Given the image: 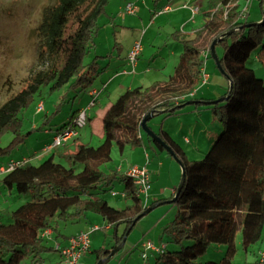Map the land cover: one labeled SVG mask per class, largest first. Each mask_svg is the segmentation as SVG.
<instances>
[{"label": "trees", "instance_id": "16d2710c", "mask_svg": "<svg viewBox=\"0 0 264 264\" xmlns=\"http://www.w3.org/2000/svg\"><path fill=\"white\" fill-rule=\"evenodd\" d=\"M110 1L48 0L42 7L41 19L34 28L36 68L21 90L0 102V136L13 132L11 145L24 135L20 112L31 104L41 88L47 87L52 93L65 85L77 90L90 87L94 78L91 71L95 67L93 63L85 64L84 59L95 47L99 19L107 14ZM230 1H208L209 6L217 10L205 13L206 23L194 38L181 41L179 60L167 80L148 87L127 88L109 104L101 116V142L97 146L80 142L72 152L59 154L61 160H56L52 154L39 163L26 161L4 174L1 179L4 187L30 196L10 212L8 221L2 219L0 209V264L23 261L42 264L41 254L53 249L44 243L48 238L42 236V232L51 229L54 237L55 232L59 233V221H78L89 212L100 215L105 224L113 228L114 245L95 249L93 264L106 257L134 227V219L147 207L161 201L145 205L126 172L102 170V165L111 160L114 144L120 152L128 144H143L141 121L144 116L165 109L171 110L163 112L173 114L177 105L188 100H198V104L212 112L224 126L226 134L222 141L225 143L221 152L213 157L190 160L162 129L154 131L171 146L185 172L181 191L170 202L177 207L176 213L161 228L160 241L164 246L155 252L154 264H196V259L210 244L208 235L217 236L225 252L219 262L203 264H233L237 233L241 234V247L245 252L262 240L264 81L257 78L255 69L247 65V59L258 48L264 51V0H260L261 18L257 22L248 21L246 13L237 6L224 16L225 5ZM215 40V50L220 47L223 51L217 58L221 72L227 77V87L221 97L229 92L231 95L216 103H207L213 100L193 94L201 82L202 67L205 58L211 56V44ZM257 56L261 62L260 53ZM248 95L252 101L246 100ZM77 113L71 114L57 131L73 125ZM88 121L87 116L86 124ZM147 138L160 151H166L148 135ZM11 145L0 147V154L9 153ZM116 182L122 185L121 192L129 199L124 207L110 205L102 195L113 190ZM120 225L124 226L123 232L117 234ZM217 225H221L218 235L213 230ZM169 244L177 248L171 250ZM54 249L59 252L62 264L60 250Z\"/></svg>", "mask_w": 264, "mask_h": 264}, {"label": "rangeland", "instance_id": "374dc122", "mask_svg": "<svg viewBox=\"0 0 264 264\" xmlns=\"http://www.w3.org/2000/svg\"><path fill=\"white\" fill-rule=\"evenodd\" d=\"M47 1L0 0V102L5 100L11 93L13 94L21 90L36 68V38L34 28L41 19V9ZM118 2L120 4L121 0H118ZM131 2L137 3L139 7L138 13L135 15H123L121 10H119L118 15L120 17L117 18L116 22L118 24L115 23V26L107 22L109 27L107 30L106 27L104 29V19L108 20L106 14L99 19V28L97 30V34L99 33V35L97 37L96 34L95 38L96 46L91 49L84 59L85 64L93 63L95 67L91 71L94 78L90 87L77 90L65 85L52 93L48 92L47 87L41 88V92L34 97L31 104L20 112V117L22 118L21 133L24 134L21 140L11 145L15 137L13 132L8 131L0 136V147L11 145L9 153L0 154V165L5 166L11 160H24L31 163L41 162L49 154H46L47 150L45 148L52 144L54 138H52L51 134L45 133L44 129L51 128V133H53L56 128L62 127L69 120L71 114L79 112V108L82 107L86 109V114L91 119L84 128L79 130L81 135L78 140L82 143L97 146L101 142V135L97 133L101 129V111L109 101V92L113 94L114 88L117 85L123 81L128 82L126 77H128L127 79L133 78L132 87L136 86L140 83L139 74L142 72L145 74L147 70L150 71L147 76L153 80L162 79L164 78V74L167 75L168 72L174 71V66L179 60L182 32L186 28V31L189 29V26L184 29V24L181 22L188 14H185L186 10H183L184 8L181 10L180 8H176V13H170L167 10L163 11V6L168 4L171 9L170 11H173L175 8L173 9L172 6L176 7L187 3L189 6L187 5L186 7H189L193 14L189 17L191 24L194 23L193 21L199 22L203 17L202 13L204 11L215 12L217 10V7L209 6L205 2L201 4L204 10L200 13H198V10L193 12V7L197 6L199 8L197 4H194L193 0H131ZM246 5L247 7H245ZM234 6H237L243 13H246L248 21L257 22L261 18L260 0H231L228 5H225L224 13ZM242 7L245 8V11ZM107 13L109 16L114 17L113 13L115 12L111 13L110 4L107 6ZM123 16L130 19L134 16L136 18L134 21L122 23ZM119 19L120 21H118ZM143 30H145V33ZM136 39L140 40L142 50L137 57L140 66L136 68L135 72L126 74V76H120L100 97V93L95 94V96H92L91 93L89 94V90L93 86L97 87V90H101L99 89L101 80H106L114 71H121L122 69L130 70V66H126L128 63L127 56ZM109 51L112 53L107 54L106 52ZM171 52H175L176 56H173ZM222 52L220 47H217L215 50L216 55L218 54L219 56L222 55ZM259 53L261 62L257 60ZM102 55L104 57H101ZM247 65L254 68L257 78L264 81V51L260 50V48L253 51L247 59ZM203 73L207 74L208 77L196 87L195 91H198L196 97L211 98V100L219 99L221 94L226 90L227 77L221 72L216 60L212 56L205 58ZM124 86L127 87V83ZM245 98L246 100L251 99L250 95ZM110 100L114 101V98H110ZM41 101H43L42 104H44L47 111L46 114H48L46 122H43L45 111L41 113L35 112L37 104ZM147 124L155 132L162 129L172 141L183 149L190 160H203L206 157H213L218 152H221L222 144L225 143L222 141L223 135L226 134L224 126L202 104L186 105L176 109L170 115L166 112H159L151 117L147 121ZM92 130L95 131L93 134L91 133ZM60 131H57V133ZM142 135L143 144L141 146H131L128 144L120 152L114 144L111 150V160L103 164L101 169L110 171L122 167V171L125 172L127 165L131 163L142 164V166L146 167L147 158L145 157V153L150 152V164L152 166L156 167L161 162V167L159 165L161 172L153 175L152 184L155 187L166 185V183L173 179L174 168L176 171L179 169V174H181L180 163L166 151H160L154 143L148 140L147 133L143 130ZM65 148L59 145L55 146L53 150L57 154H60ZM55 159L59 160L58 157ZM112 191L117 192V194L112 196ZM121 191L122 185L116 182L113 190L102 193V195L110 205L124 207L129 203V199ZM29 196V194H19L15 191L11 193L9 189L3 186L0 180V209L2 210V219L8 221L10 212L23 201L27 200ZM165 205L168 208L171 207L168 218H173L177 207L174 203H167ZM102 219L100 215L89 212L78 221H59V233L55 232L56 237L54 236L44 241L46 245L53 247V249L41 254L42 264H61L60 255L54 249L55 246L57 244L63 246L65 240H68V244L70 238L76 235L80 228L85 227L88 228L87 231H90L94 223L100 225H98L99 229L91 233V250L102 246H109V241H111L110 236L103 229L104 221ZM153 222L149 214L141 217L128 233L121 248L105 264H154L153 256L148 260L142 259L139 249L136 247L139 238L149 241L153 237ZM119 227L118 234H121L124 226L120 225ZM219 228H221V225H217L213 229L216 235H218L217 231ZM208 238L210 239V244L206 252L196 259V264H203L207 261L219 262L224 255L225 246L217 240V236L213 238V236L208 235ZM235 244L237 252L233 264H256L261 257V252H264V232L262 240L251 246L248 252H245L241 247L240 233L236 235ZM168 248L174 250L177 247L169 244ZM95 257V253L83 254L80 262L93 264ZM28 263V261H23L21 264Z\"/></svg>", "mask_w": 264, "mask_h": 264}, {"label": "crops", "instance_id": "0c3cea01", "mask_svg": "<svg viewBox=\"0 0 264 264\" xmlns=\"http://www.w3.org/2000/svg\"><path fill=\"white\" fill-rule=\"evenodd\" d=\"M129 1H131V0H121V3L119 4V2H118V0H111L110 1V9H111V13H113V11L115 12V13H113L114 14V17H111V16H109V14L107 13L106 14V16H107V18H108V20L107 19H104V29H105V27H106V30L108 29V27H109V24L110 25H112V26H115L114 24L116 23V24H118V22H116V20H117V18H119L120 16L118 15V11L119 10H121L122 9V7L124 6V4L126 3V2H129ZM145 1V0H144ZM194 1V4H197L198 6H199V8H198V13H200L202 10H204V8L202 7V5L201 4H203V3H208V1L209 0H203V2H201V0H193ZM243 2H246V1H243ZM137 4V3H136ZM143 4H145L144 2H143ZM173 5V4H172ZM188 4L186 3V4H181L180 6H176V7H174V6H172L173 7V9L175 8H180V10L182 9V8H184L183 10H186L185 11V14H188V15H186L184 18H183V21L181 22L182 24H184V29H185V27H187V26H189V29H188V31H186L187 30V28L182 32L183 33V35H182V39H181V41L182 40H184V39H192V38H194L195 37V35L198 33V31L203 27V25L206 23V12L207 11H204L202 14H203V17H202V19L199 21V22H195V21H193L194 23L193 24H191V22H189V17L191 16V15H193L192 14V12H191V10H190V8L189 7H186ZM209 5V4H208ZM189 6V5H188ZM164 7H167V12H170V13H176L177 12V9L175 10H173V11H170L171 9H170V6L168 5V4H165L164 6H163V8ZM162 8V9H163ZM243 9H244V7H242ZM138 11H139V7H138ZM138 12H136V14H137ZM198 13H196V14H198ZM162 14H164V13H162ZM184 14V15H185ZM128 15H135V14H128ZM113 18H114V20H113ZM134 18V19H133ZM133 18H127V17H122V23L124 22V23H126L127 21H134L135 20V16L133 17ZM192 19V18H191ZM248 19V18H247ZM118 21H120V19L118 20ZM107 22L109 23V24H107ZM144 31V33H145V30H143ZM98 35H99V33L97 34V37H98ZM95 41H96V39H95ZM135 41V40H134ZM181 41H180V43H181ZM95 46H96V44H95ZM95 48V47H94ZM181 50H179V52H180V54H181V51H182V47L180 48ZM107 54H109V53H112L111 51H109V52H106ZM172 54H173V56H176V53L175 52H171ZM180 54H179V57H180ZM100 56V55H99ZM107 56V55H106ZM101 57H104L103 55L101 56ZM126 66H129V64L127 63L126 64ZM138 66H140L139 65V61L137 60V63H136V65H135V67L134 68H131L130 67V70L129 69H122L121 71H118V70H116V71H114V73L112 74V75H109L108 76V78L106 79V80H101V86L99 87V89H101V90H97V87H95V86H93V87H91L90 88V90H89V94L91 93V90L93 91V90H96V91H98V93H100V95H99V97L102 95V93H104V91L105 90H107L117 79H119V77L120 76H126V74H130V73H133V72H135V70H136V68H138ZM175 67V66H174ZM147 69H149V68H147ZM146 69V70H147ZM128 72V73H127ZM150 71H146L145 72V74L142 72V73H138L139 74V76H140V83L139 84H137L136 86H134V87H137V86H141V87H148V86H150L151 84H153L154 82H161V81H165V80H167L168 78H169V76L170 75H172L173 74V72H168V74L166 75V74H164L163 75V77L164 78H159V79H156V80H153V79H150L148 76H147V74L149 73ZM128 77H126V80H128V82L127 81H123L121 84H119V85H117V87H115L114 88V92H113V94L111 93V92H109L108 93V99H109V101L104 105V108H103V110L101 111V116H102V114H103V112L105 111V109L109 106V104L111 103V102H113L112 100H110V98H114V100L123 92V91H125L127 88H132V83L134 82V79L133 78H130V79H127ZM161 79V80H160ZM127 83V87L126 86H124L125 84ZM120 86H121V88H120ZM124 89V90H123ZM197 92L198 91H194V94H193V96L195 97L196 95H197ZM111 94H112V96H111ZM222 95V94H221ZM106 96V95H105ZM110 97V98H109ZM209 99H211V98H209ZM39 104V103H38ZM38 104H37V106H36V111L35 112H38V113H41V112H43V111H45L44 112V117H46L45 119H44V121L43 122H46V120H47V116H48V114H46L47 113V111H46V108L44 107V104H42V108L41 109H39L38 108ZM96 105V104H95ZM80 109H83V107L82 108H79V110ZM89 118H90V116L89 115H87ZM91 119V118H90ZM85 127V126H84ZM83 127V128H84ZM57 130H58V128H56V130L55 131H53V133H51V128H45L44 129V132L45 133H47V134H51L52 135V138L56 135V133H57ZM95 131L94 130H92L91 131V133L93 134ZM97 133L100 135V130H98L97 131ZM80 135H81V133H80V131L78 132V134L76 135V136H74V137H72L71 139H69L65 144H63L62 146L63 147H66L65 149H64V151L62 152V153H65V152H72L74 149H75V147H76V145L78 144V143H80V141L78 140V138L80 137ZM67 147H69V148H67ZM70 147H71V149H70ZM54 149V148H53ZM53 149H51L50 151H47V153L46 154H48L47 156H49V155H52V154H54L55 155V158L56 157H58V159H60L61 160V157H59V154H57L56 152H54V150ZM153 150V149H152ZM154 151V150H153ZM61 154V153H60ZM145 157L147 158V161H146V168H147V170L149 171V173H150V180H151V188H150V191H149V193H148V196L147 197H144V199H143V202H144V204L145 205H150V203H152V202H154V201H167V200H170V197H171V195H175V192H176V190H177V187H178V185H179V183H180V179H181V174H179V169H178V171H176V169L174 168V175H173V179H172V181H169L168 183H166V185H163V186H159V187H155V186H153V184H152V179H153V175L155 174V173H158V172H161V170H160V167H161V162H159V164L158 165H156V167L155 166H152V164H150V158H151V153L150 152H146L145 153ZM153 160H154V157H153ZM131 165H139V166H142V164H138V163H131V164H129V165H127V169H128V167L129 166H131ZM145 165V164H144ZM159 165H160V167H159ZM2 165H0V167H1ZM118 170H122V167H119V168H117ZM126 169V170H127ZM126 172V171H125ZM3 176H4V173H0V180L3 178ZM158 176V175H157ZM9 191L12 193L14 190L13 189H9ZM173 195V196H174ZM165 204H167V203H162V204H158L157 206H155L148 214L151 216V218H152V220L154 221L153 222V225H154V235H153V237L152 238H150L149 239V241H152L154 244H160L161 243V241H160V233H161V228L170 220V219H172V218H168V215H169V209L171 208V207H166L167 205H165ZM175 213H176V211H175ZM147 214V215H148ZM103 220V219H102ZM104 221V220H103ZM104 223V225H103V229L109 234V236H110V240L111 241H109V243H110V245L109 246H106V248H110L112 245H114V243H115V238H114V232H113V228H111V227H109V226H107L106 224H105V222H103ZM93 225H100V224H93ZM135 226V225H134ZM88 230V228H85V227H82V228H80L79 230H78V232L77 233H80V232H83V231H87ZM119 230H120V227H118L117 228V234H118V232H119ZM137 230V229H136ZM137 232H139V231H137ZM76 233V234H77ZM148 241V240H147ZM67 242H68V240H65V242H64V244L63 245H66L67 244ZM144 242H146L145 240H144V238H139V241H137V244H136V247L139 249V254H140V251H141V249H142V246H141V244L142 243H144ZM91 244V243H90ZM62 246V245H61ZM95 253L94 252V250H91V245H90V248H89V250L85 253V254H88V253ZM155 249H152V250H149L148 252H147V259L146 260H148L150 257H152V256H154L155 255ZM113 257V256H112ZM111 257V258H112ZM141 257V256H140ZM81 259V258H80ZM79 264H85V263H82V262H80L79 261Z\"/></svg>", "mask_w": 264, "mask_h": 264}, {"label": "built area", "instance_id": "2783aa9c", "mask_svg": "<svg viewBox=\"0 0 264 264\" xmlns=\"http://www.w3.org/2000/svg\"><path fill=\"white\" fill-rule=\"evenodd\" d=\"M144 1V0H142ZM247 7V5L245 6ZM198 7L195 6L192 8L193 12H196ZM168 10L167 7L163 8V11ZM245 11V8L243 9ZM138 11V5L136 2H126L121 9V13L124 14H136ZM243 12V11H242ZM227 14V10L225 11L224 15ZM144 32V31H143ZM142 50V45L140 40H135L130 48V51L127 56L128 64L131 68H134L137 63V57L139 56ZM204 72V66L202 67V73ZM208 75L203 73L201 81H205ZM95 92V93H92ZM98 92L96 90L91 91V95L95 96ZM43 101L39 102L38 108H42ZM92 104V103H91ZM86 109H80L79 112L76 114L73 125L65 127L60 132L56 133L57 135L54 136L52 144L46 146L45 150L50 151L55 146L65 144L70 138L76 136L78 131L83 128L86 124ZM26 161H13L11 160L5 166L0 167V173H7L12 170L14 167L19 166ZM126 174L131 178L132 183L136 186V191L139 195L148 196V193L151 188V180H150V173L145 166L139 165H131L126 170ZM117 192L112 191L111 195L115 196ZM123 194V193H122ZM125 196V195H124ZM99 229L98 225H93L90 231H83L80 232L73 237L70 238L69 243L66 245H56L55 248L60 250V253L63 257L62 264H79L80 258L83 254H85L89 248L91 243V233L94 230ZM42 236L47 237L48 239L52 238V230L46 229L42 232ZM142 249L140 251V256L142 259L146 260L147 252L149 250L155 249V251L160 250L164 245L160 243L159 245L154 244L152 241H146L141 244ZM147 264V263H144ZM257 264H264V252L261 253V257Z\"/></svg>", "mask_w": 264, "mask_h": 264}, {"label": "water", "instance_id": "95a60500", "mask_svg": "<svg viewBox=\"0 0 264 264\" xmlns=\"http://www.w3.org/2000/svg\"><path fill=\"white\" fill-rule=\"evenodd\" d=\"M248 24H246L245 26H247ZM215 44H216V40L212 42L211 44V56L216 60V63H217V66L220 68L221 70V67H220V64H219V60L217 58V55L215 53ZM222 71V70H221ZM232 88V82L230 81V90ZM230 95V92L225 96V97H220L219 99H216V100H213V101H207V103H216L218 101H221L223 100L224 98L227 99ZM199 101L198 100H188L184 103H181L179 105H177L176 108H182L186 105H190V104H195V103H198ZM168 110H171V109H165L163 111H168ZM162 111V112H163ZM154 113H148L146 116L143 117L142 121H141V128L144 132L147 133V135L152 138L154 141H156L157 143H159L160 145H162V147H164V149L169 153V155H171L172 157H174L179 163H180V166H181V179H180V183L177 187V190H176V193H175V196L170 199V200H167V201H162V202H158V203H155L149 207H147V209H145L142 213H140L133 221V224L136 223L141 217L145 216L146 214H148L155 206H157L158 204H162V203H170L172 201H174L180 191H181V188L183 186V183H184V179H185V172L182 168V165H181V162L179 161V159L177 158L174 150L171 148L170 145L166 144L165 141H163L159 136H157V134L148 126L147 124V121L153 117ZM129 233V230L125 233L124 237L122 238L121 242L116 245L113 249H111V251L109 252V254L104 257V258H101L98 260V262L96 264H105L112 256H114L116 254V252L121 248V246L123 245L127 235Z\"/></svg>", "mask_w": 264, "mask_h": 264}]
</instances>
